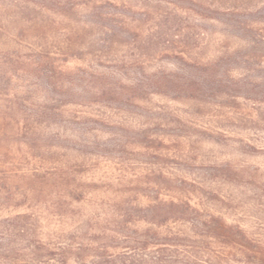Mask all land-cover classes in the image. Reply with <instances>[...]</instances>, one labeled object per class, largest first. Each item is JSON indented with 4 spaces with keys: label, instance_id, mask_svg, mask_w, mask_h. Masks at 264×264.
Wrapping results in <instances>:
<instances>
[{
    "label": "trees",
    "instance_id": "obj_1",
    "mask_svg": "<svg viewBox=\"0 0 264 264\" xmlns=\"http://www.w3.org/2000/svg\"><path fill=\"white\" fill-rule=\"evenodd\" d=\"M24 1L40 14L79 16L85 50L97 58L68 74L52 58L49 69L46 55L0 49V167L18 141L25 97L11 82L27 73L51 80L42 86L51 97V154L70 149L84 161L110 160L109 147L124 156L133 145L156 160L109 202L92 200L93 185L68 160L30 176L35 186L26 190L50 187L60 215L93 208L71 234L51 242V264H264L263 225L249 232L242 220L227 223L233 192L254 195L264 210V171L224 161L221 153L209 162L200 152L202 145L236 156L264 152V0ZM13 25V36L22 33ZM104 58L110 66L99 68L96 59ZM165 102L187 106L186 116ZM119 115L138 126L115 121ZM5 175L0 171V207L13 212L23 192ZM24 218L0 219V264L18 262L27 249L40 252L32 239L29 248L21 239L30 232Z\"/></svg>",
    "mask_w": 264,
    "mask_h": 264
},
{
    "label": "rangeland",
    "instance_id": "obj_2",
    "mask_svg": "<svg viewBox=\"0 0 264 264\" xmlns=\"http://www.w3.org/2000/svg\"><path fill=\"white\" fill-rule=\"evenodd\" d=\"M38 10L36 11L31 3L26 5L24 0H0V24L4 25V30L0 33V49H7L12 46V48H20L23 54L40 57L46 55L49 57V69H51L52 58L53 62L68 74L86 69L92 58L95 61L97 57L86 52L87 42L79 34L80 27L77 28V23L82 22L79 21V16L73 20H68L53 11H41L40 14ZM14 23L21 28L22 33L13 36L9 30L14 27V25L12 26ZM74 34H78V36H73V40H76L74 44L78 46L76 49L69 45L70 41L68 40ZM94 52L96 56L100 55L97 53L98 51ZM110 56L111 54L105 57L111 58ZM109 62L110 59L104 58L103 60L96 59L95 63L100 68L101 66H110ZM165 66L168 69L173 68L169 62H165ZM31 76L29 77L27 73L18 82H11V88L16 90L19 96L25 97L18 113L21 120L20 134L17 136L18 141L10 143V153L5 158L6 163L0 167V171L6 170L5 176L9 177L6 182L20 186L23 195L20 194L17 202H15L21 203L16 211L11 212L12 206L9 210L0 207V219L12 217L15 214H24L23 222L25 221L30 232L21 236V239L27 248L30 245L29 240L32 239V243L41 247V250L38 254L33 255L27 249L21 253L18 262L10 259L7 261L9 264H51V242H57L71 234L74 228L78 226L79 220L84 219L89 212L93 211L92 206H87L86 210H80L74 215H60L59 211L52 205L54 194L51 195L50 187H47L44 192H39L41 187L39 188L37 184L38 190L34 192L26 190V188L29 189L34 185L32 178H29L30 176L47 174L56 164H64L68 160L67 164L80 168L79 170L83 172L79 173V176L84 175L83 180L88 178L86 179L87 183L93 185L90 191L93 192L92 198L94 197V199L92 200L96 199L98 203L109 202L123 195L121 192L123 183H126L128 179L135 178L133 174H144L142 172L154 168L151 163L156 161L140 156V153H145V150L141 151L133 145L127 146L124 156L112 153L114 149L109 147V152L113 156L109 157L110 160L104 157L99 158V161L98 159L96 161H84L85 158L78 156L75 151L70 149L68 151L58 150V156L55 153L51 154L53 148L51 147V97L48 98L45 93H42V86L45 81L51 80L46 76ZM4 88L3 82L2 84L0 82V90ZM154 102L158 103L156 99ZM164 104L171 110L181 111L182 115L188 109L185 105L170 102ZM40 110H46V117L39 114ZM1 120H3L2 115H0ZM114 120L127 121L130 126H138L136 121L123 117V115H119ZM107 130L105 129V131ZM101 134V140L108 142L110 136L106 133ZM17 143L19 146L16 145ZM223 151L225 149H218L212 145H202L200 148L201 153L209 155V162L216 160L214 159L216 154L221 153L218 157L220 156L224 161L236 162L235 165L251 166L264 171V152L262 151L249 156H236L229 150ZM56 158L57 160H55ZM93 166L96 168H92ZM175 168L177 167L175 166ZM232 195H234V199L229 203L232 209L227 216V223H236L235 218L242 220L241 224H244L242 228L249 232H258L259 229L257 228L260 224L264 227V210L258 206L255 196L247 194L246 197H242L240 193L235 192ZM139 202L146 205L148 199L139 197ZM262 233L264 234V228Z\"/></svg>",
    "mask_w": 264,
    "mask_h": 264
}]
</instances>
